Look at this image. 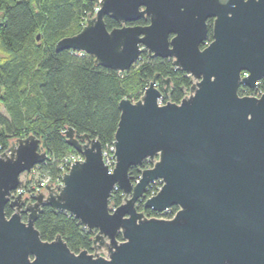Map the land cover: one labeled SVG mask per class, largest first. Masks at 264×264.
Returning a JSON list of instances; mask_svg holds the SVG:
<instances>
[{
  "label": "water",
  "instance_id": "water-1",
  "mask_svg": "<svg viewBox=\"0 0 264 264\" xmlns=\"http://www.w3.org/2000/svg\"><path fill=\"white\" fill-rule=\"evenodd\" d=\"M91 1L100 9L59 39L58 51L89 53L119 71L145 50L173 58L193 76L190 93L160 104L172 83L163 78L161 88L156 73L138 100L121 99L113 171L101 140L69 126L67 142L85 159L33 200L13 192L47 158L41 138L29 134L0 149V264H264V92H239L264 78V0ZM107 15L119 25L109 28ZM145 16L149 22L138 23ZM145 160L152 166L133 182L130 168ZM156 180L161 187L143 205L157 212L177 205L171 218L138 209ZM117 187L124 199L113 208ZM45 205L94 231L93 251H73L61 234L43 239L35 221Z\"/></svg>",
  "mask_w": 264,
  "mask_h": 264
},
{
  "label": "trees",
  "instance_id": "trees-1",
  "mask_svg": "<svg viewBox=\"0 0 264 264\" xmlns=\"http://www.w3.org/2000/svg\"><path fill=\"white\" fill-rule=\"evenodd\" d=\"M96 4L91 0H0V106L6 111L0 112V146L5 150L11 139L35 134L48 153L37 168L52 176L61 171L63 157L76 151L64 133L69 126L78 136L90 133L103 146L110 145L120 120L122 98L138 100L156 73L161 88L163 78H171L172 91L164 95L166 102H180L192 84L171 58L149 57L146 50L136 65L123 72L96 64L89 53L58 51L56 42L79 32ZM148 22L147 16L138 21ZM208 22L211 39L213 19ZM106 23L109 28L119 25L109 15ZM242 87L239 92L244 95ZM150 165L149 160L133 165L129 171L132 181L136 182L142 169ZM157 191L155 184L150 185L138 203V209L149 217L161 215L143 205ZM123 199V191L117 188L110 205L118 206ZM178 208L172 206L166 216L172 217ZM12 211L6 207L8 215ZM35 225L45 240L61 234L73 251H93L95 232L69 211L45 205ZM118 237L122 239L121 234Z\"/></svg>",
  "mask_w": 264,
  "mask_h": 264
},
{
  "label": "built area",
  "instance_id": "built-area-1",
  "mask_svg": "<svg viewBox=\"0 0 264 264\" xmlns=\"http://www.w3.org/2000/svg\"><path fill=\"white\" fill-rule=\"evenodd\" d=\"M99 9H100V5H99V2H97V4L94 6L93 10L89 13V15L96 14V12ZM87 17H86V19H87ZM85 22H86V20H85ZM208 43H209V40L206 41L205 45H207ZM171 59L173 60V58H171ZM121 72H123V71H121ZM186 73L191 78V83H192L193 76L190 73H188V72H186ZM144 91H145V89L143 90L142 95H143ZM263 91H264L263 89L260 90L258 92V94H261ZM189 93H190V88L185 90V95H187ZM254 94H257V92H255ZM159 103L160 104L166 103V101L164 100V97H161L159 99ZM0 149L2 150L1 146H0ZM84 159H85L84 154L82 152L77 151V150L67 154L66 156L63 157V159H62V161L60 163V166H59L61 171L56 176H52V175L46 174L44 172H41V170L37 168V165H39V164H37L32 169V171L30 172V173L34 174L35 180H32L29 185H24L23 186L22 184H20L19 188L13 192V195H17L19 192H22L24 194L25 191H26V188L31 186V187H29L30 191H28V194L24 195V196L27 197L28 200H33L34 196L37 193H39V192H47V186H46L47 184L48 185H52L55 188H58L59 184L62 185L64 183L63 182L64 174L67 171H69L70 167L73 165V163H75V160L83 161ZM103 159L105 161V164H107L108 167L110 168V171H113V169L115 167V164H116L114 142L112 144H110V145L103 146ZM38 189H39V191H38ZM112 207L115 208L116 206H112ZM168 210H170V209H168ZM166 211H163V212H166Z\"/></svg>",
  "mask_w": 264,
  "mask_h": 264
},
{
  "label": "rangeland",
  "instance_id": "rangeland-1",
  "mask_svg": "<svg viewBox=\"0 0 264 264\" xmlns=\"http://www.w3.org/2000/svg\"><path fill=\"white\" fill-rule=\"evenodd\" d=\"M209 40V42H210V40L211 39H208ZM209 44V43H208ZM205 45V44H204ZM0 112H5L6 113V111H5V107L2 105V106H0ZM12 140L13 139H11L10 140V144H9V146L11 145V143H12ZM41 150H45V147L43 146V143H41ZM150 166H152V165H150ZM20 180H21V183L20 184H22L23 186L24 185H29L30 183H31V181L32 180H35V178H34V174H32V173H30V172H24L22 175H21V177H20ZM159 182H160V180H156L154 183H152V184H155L157 187H158V190H159V188L161 187V185L159 184ZM52 186V185H51ZM29 187H31V186H29ZM29 187H27L26 188V191H25V193H24V195H27L28 194V191H30V188ZM48 191V190H47ZM153 195V194H152ZM148 198V197H147ZM169 212H171V208H170V210H167L166 212H161V215H158V216H154V217H161V218H168L166 215L169 213ZM177 212V211H176ZM175 212V213H176ZM175 213L173 214V216L175 215ZM172 216V217H173ZM171 218V217H170Z\"/></svg>",
  "mask_w": 264,
  "mask_h": 264
},
{
  "label": "flooded vegetation",
  "instance_id": "flooded-vegetation-1",
  "mask_svg": "<svg viewBox=\"0 0 264 264\" xmlns=\"http://www.w3.org/2000/svg\"><path fill=\"white\" fill-rule=\"evenodd\" d=\"M262 84H264V78L262 79V80H260L258 83H257V87H255V88H252V87H249V86H246V88L245 87H242V86H240V87H242L243 89H244V91H245V93L246 94H244V95H255V96H261V94L264 92H262L261 94H258V92L260 91V90H262L263 88H262ZM248 87V88H247ZM264 90V89H263ZM249 91H251V94H249ZM255 92H257V94H254ZM248 93V94H247ZM27 216V214L26 213H24L23 214V217H26ZM25 219V218H24Z\"/></svg>",
  "mask_w": 264,
  "mask_h": 264
}]
</instances>
